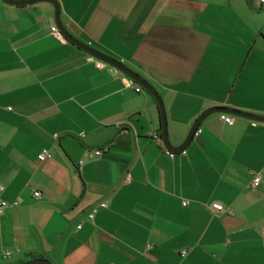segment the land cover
<instances>
[{
  "label": "crops",
  "instance_id": "1",
  "mask_svg": "<svg viewBox=\"0 0 264 264\" xmlns=\"http://www.w3.org/2000/svg\"><path fill=\"white\" fill-rule=\"evenodd\" d=\"M54 1L72 37L154 88L172 147L209 108L264 116V28L241 1ZM51 26L50 3L0 0V199L18 200L0 264H264V123L211 114L169 158L154 98Z\"/></svg>",
  "mask_w": 264,
  "mask_h": 264
},
{
  "label": "water",
  "instance_id": "2",
  "mask_svg": "<svg viewBox=\"0 0 264 264\" xmlns=\"http://www.w3.org/2000/svg\"><path fill=\"white\" fill-rule=\"evenodd\" d=\"M3 2H5L6 4L9 5H13V6H22V5H27V4H32V3H38V2H47L50 3L53 7H54V21H55V25L56 28L58 29V31L60 32V34L64 37V39H66L69 43H71L72 45H74L76 48L80 49L81 51H83L85 54L89 55L90 57L96 59L97 61H100L108 66L113 67L114 69H116L118 72L124 74L125 76H127L129 79H131L132 81H134L135 83H137L138 85L141 86V88L143 90H145L146 92H148L155 100L158 110H159V116H160V137H161V141H162V145L163 147L168 150V151H172V150H180L182 148H184V146L186 145V143H188L191 138L193 137L194 133L197 131L200 123L202 122V120L204 118H206L207 116L211 115V114H227V115H231L233 117H238V118H243L249 121H253V122H258V123H264V116H260V115H255V114H249L246 112H242V111H238V110H234L228 107H213V108H209L206 111H204L194 122V124L192 125L188 136L186 138V140L179 146V147H172L167 139V133H166V120H165V114H164V107L162 104V101L159 97V95L157 94V92L154 90V88L146 81L144 80L142 77H140L139 75L135 74L134 72H132L131 70H129L127 67H125L123 64H121L120 62L113 60L99 52H97L96 50L90 48L88 45L83 44L82 42L76 40L74 37H72L65 29L64 27L61 25L60 21H59V10H58V5L54 0H26V1H10V0H2ZM22 264H51L49 261L44 260V259H35V260H31Z\"/></svg>",
  "mask_w": 264,
  "mask_h": 264
},
{
  "label": "built area",
  "instance_id": "3",
  "mask_svg": "<svg viewBox=\"0 0 264 264\" xmlns=\"http://www.w3.org/2000/svg\"><path fill=\"white\" fill-rule=\"evenodd\" d=\"M258 4H259L260 6H264V0H258ZM50 33H51L54 37H56L57 39H62V35L60 34V32L58 31V29H57L55 26H51V27H50ZM89 60H90V61H93L94 58L89 57ZM100 65L103 66L102 63H99V62H98V63H97V66H100ZM117 73H118V71H117L116 69L113 68V69L111 70V74L115 75V74H117ZM139 89H140L139 87H134V91H135V92L139 91ZM220 119H221V121H223L224 123H231V121H232L231 117H230L229 115H225V114H221ZM252 125L254 126V123H252ZM197 133H198V131H196V132L194 133V135H196ZM152 139H153L154 141H156V142H160V140H161V138H160V134L157 133V132H156V133H153V134H152ZM164 152H165L166 156H168L169 158H172V157L174 156V152H172V151L164 150ZM101 153H102V150H95V151H93V152L90 154V157H98V156L101 155ZM184 153H185V152H184L183 150L179 152V154H181V155H183ZM50 158H51L50 153L44 150V151L40 152V153L37 155V158H36V159H37V161H39V162H43V161H45V160H47V159H50ZM79 164H81V163L79 162ZM126 181H128V178H126ZM259 182H260V174H259V173L252 174L251 181H250V183H249V187H250L251 189H256V188L258 187V185H259ZM2 191H3V186L0 184V193H1ZM40 195H41V193H40L39 191H37V190H35V191L32 192V197H34V198H39ZM17 204H18V200L13 201V202H7V201H5V200H3V199H0V216L2 215L4 209H6V208H10V207H15V206H17ZM186 204H187V203L184 202V201L181 202V205H182V206H185ZM105 206H106V204H105L104 202H102V203H100V204L97 206V208H98V209H102V208H105ZM97 208H93V209H91V211H90L89 214L87 215V219H88V220H91V219L93 218L94 214L97 212ZM210 209L213 210V211H216V212H222V213H226V214H231V212H230L229 209L223 207L222 205H220V204H218V203H213V204H211V205H210ZM77 228H80V225L77 226ZM4 255H8V253L5 252ZM184 256H185V252L182 251V252H181V257H184Z\"/></svg>",
  "mask_w": 264,
  "mask_h": 264
},
{
  "label": "rangeland",
  "instance_id": "4",
  "mask_svg": "<svg viewBox=\"0 0 264 264\" xmlns=\"http://www.w3.org/2000/svg\"><path fill=\"white\" fill-rule=\"evenodd\" d=\"M241 1L249 7L252 14L254 15L255 22L257 25L263 26L264 28V6L258 5V0H235Z\"/></svg>",
  "mask_w": 264,
  "mask_h": 264
}]
</instances>
